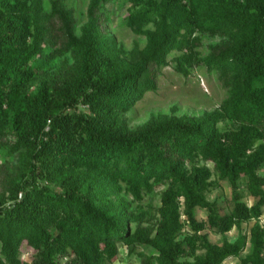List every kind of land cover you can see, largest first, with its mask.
Returning <instances> with one entry per match:
<instances>
[{
    "label": "trees",
    "instance_id": "obj_1",
    "mask_svg": "<svg viewBox=\"0 0 264 264\" xmlns=\"http://www.w3.org/2000/svg\"><path fill=\"white\" fill-rule=\"evenodd\" d=\"M107 1L80 23L65 0H0V264H108L121 245L141 264H264V0H114L146 39L130 49ZM203 32L219 39L201 55ZM173 60L215 71L227 96L131 126ZM221 179L229 209L207 195Z\"/></svg>",
    "mask_w": 264,
    "mask_h": 264
},
{
    "label": "rangeland",
    "instance_id": "obj_2",
    "mask_svg": "<svg viewBox=\"0 0 264 264\" xmlns=\"http://www.w3.org/2000/svg\"><path fill=\"white\" fill-rule=\"evenodd\" d=\"M69 5L76 7L77 17L80 23L86 19V10L89 0H65ZM129 3L120 5L119 2L111 0L105 3V8L109 11L110 21L108 23L110 31L116 34L119 41L122 42L127 49H130L135 41H139L140 45H144L145 36L138 34L126 23V15L128 14ZM202 43L199 46L201 55L208 51V43L219 39L218 35H212L206 32L201 33ZM180 53L173 51L170 58ZM175 61H171L168 65L162 68L158 78V87L156 90H149L144 97L125 114L129 118L131 126L143 124L152 116H160L162 114H201L206 110L218 107L222 100L227 96V88H225L218 78L215 71L209 70L205 65H196L192 68L189 75H185L178 71L175 67ZM221 126L225 122L220 123ZM2 150H0V162L7 158ZM264 173V164L261 168ZM243 184V182H242ZM163 185H159L157 190ZM244 193V199L252 204L256 198L249 194L244 185H241ZM231 185L228 180L221 179L219 185L208 190L207 195L210 199L216 198L219 205L223 209H229L232 205ZM153 200L154 203H160V194L155 192L145 196V201ZM197 214L200 218H206V210L197 207ZM260 221L264 224V213L260 217ZM254 220L244 222L241 226L243 232L249 233ZM203 231L208 233V236L213 241L223 239V234L217 232L211 227H206ZM239 233V228L234 226L228 233L227 237L234 239ZM146 250H150L148 246H144ZM247 250V249H246ZM246 250L242 253L244 254ZM34 249L27 246L23 253L24 259L30 260ZM226 264H239V256H229L225 260ZM108 264H141L138 256L135 254L129 255L127 247L121 245L119 256Z\"/></svg>",
    "mask_w": 264,
    "mask_h": 264
}]
</instances>
